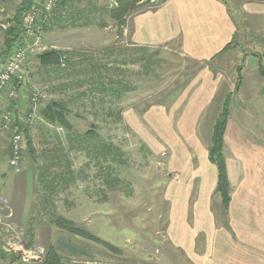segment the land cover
Segmentation results:
<instances>
[{"label":"rangeland","instance_id":"rangeland-1","mask_svg":"<svg viewBox=\"0 0 264 264\" xmlns=\"http://www.w3.org/2000/svg\"><path fill=\"white\" fill-rule=\"evenodd\" d=\"M222 1L229 10L235 33L221 52L209 60H198L185 55L173 43L152 46L150 51L159 59L157 70L144 75L140 65L126 62L118 66L115 79L125 81L134 90L111 105L92 106L86 95H79L90 93L86 84L81 89L63 90L66 78L40 73L44 69L38 67L37 56L46 50L61 49L79 50L99 61L124 59L107 53L131 50L127 29L132 18L128 17L124 29L109 21L105 29L91 26L45 33V49L30 54L25 65L31 81L18 89L10 85L0 98V138L4 143L11 144L18 124L28 130V135L20 132L26 138L20 172H14L5 159V155H11V148L5 154L0 151V264H41L50 247L71 264L204 261L202 230H195L201 233L196 238L195 251H191L193 259L179 242L184 232L189 234V230L198 227L192 223L195 214L188 209L189 205L196 198L199 201L205 198L215 184L208 196L213 218L219 224L228 220V209H224L221 197L216 194L217 167L209 160L213 129L226 102L229 112L223 148L226 161L234 157L239 143L264 144V77L260 71L264 68V0ZM95 2L109 8L114 4L113 0ZM19 3L20 0H12L0 4L1 27H7ZM146 10L155 8L142 6L139 13ZM3 43L4 35L0 32V51ZM7 58L0 57V64ZM12 89L17 91L14 99L8 96ZM35 91L45 96L40 101H69V118L76 131L84 133L96 125L103 139L126 153L127 165L121 173L124 185L118 190H107L98 177L94 160L84 152L72 151L67 162L75 180L67 190H61L58 184L59 194L53 199L58 217L72 221L77 228L89 231L117 251L98 240L69 234L52 224L48 213L41 211V193L46 191L39 185L38 170L28 156V141L33 143L37 161L43 164V149L55 148L59 144L57 136L66 143L67 132L39 120L40 101L36 103L33 121L25 122L35 107L32 101ZM120 111L122 121L118 122L114 114ZM5 112L14 114L12 131L1 129ZM110 113L114 114L107 116ZM230 166L235 172V165ZM56 171L61 170L55 169L53 173ZM232 175L237 181L233 171ZM185 196L193 197L191 202L190 197L186 198L190 203L184 201ZM13 254L20 258L12 263Z\"/></svg>","mask_w":264,"mask_h":264},{"label":"trees","instance_id":"trees-1","mask_svg":"<svg viewBox=\"0 0 264 264\" xmlns=\"http://www.w3.org/2000/svg\"><path fill=\"white\" fill-rule=\"evenodd\" d=\"M12 0H0L1 3H8ZM114 4L100 6L95 0H58L55 12L49 20L44 22V33L55 29L66 28H83L97 26L105 29L109 26V21L115 22L117 26L124 29L127 24V18L139 13L142 6H158L167 0H113ZM34 0H20L14 16L7 21V27L0 26V32H3L4 43L0 51V57L6 59L11 53L22 46L24 43V20L26 14L33 6ZM152 6V7H153ZM229 46V45H228ZM227 46V47H228ZM226 47V48H227ZM149 46H141L131 43V50L124 52L115 50L108 52L107 56L118 55L124 59L110 60L103 58L97 60L94 56L85 54L79 50H46L37 56V63L40 69H44L47 74L62 76L65 83L62 89L70 87H79L80 89L86 84L90 93H80L89 98L92 106L95 104L110 103L116 104L126 93L134 90L128 86L125 81L115 79V73L118 66L128 62L132 65H140L144 75H151L157 70L159 59H155V53L150 51ZM151 52V53H150ZM114 63V67H112ZM112 65V66H111ZM263 66V65H262ZM261 74L264 77V68H261ZM80 76V77H79ZM77 80V82H75ZM78 80H83L78 82ZM15 89L20 88L23 84H17L13 81ZM85 97V96H84ZM108 102H107V101ZM38 109L39 120L47 126L55 129H63L67 132L65 139L57 136L59 144L55 148L43 149V164H39L35 156V148L28 138L29 158L32 165L38 170L39 185H42L46 194L41 193V211L47 212L50 222L59 228L67 231L71 235L81 236L86 239H95L103 243L109 249L117 251L113 245L101 242L94 237L89 231L77 228L72 221L63 220L57 216L55 211V196L59 194L58 184L61 190H67L74 182L73 170L67 158L72 151L84 152L93 159L98 168V177L102 178L103 184L107 190H118L124 185L121 178L123 168L127 165L126 153L121 147L106 141L97 133V126L92 125L87 132L81 133L75 130L74 125L69 118L70 109L67 100H42ZM111 109V108H110ZM110 113L109 115H113ZM118 122L122 121L121 111L114 114ZM228 102L225 104L223 115L219 117L213 129L212 145L209 151V160L217 167V187L216 194L221 197L222 205L225 210L229 208L231 202V185L228 177L227 161L223 153L225 126L227 122ZM17 132H24L28 135V130L19 125ZM33 160V162H32ZM55 169L61 170L53 173ZM52 177V178H51ZM52 208V209H50ZM51 210V211H50ZM7 258L5 253H2ZM20 258L18 254H13L11 262ZM41 264H71L66 263L63 257L54 247H50Z\"/></svg>","mask_w":264,"mask_h":264},{"label":"crops","instance_id":"crops-1","mask_svg":"<svg viewBox=\"0 0 264 264\" xmlns=\"http://www.w3.org/2000/svg\"><path fill=\"white\" fill-rule=\"evenodd\" d=\"M153 7L154 11L129 17L132 20L127 32L132 44L152 47L173 43L185 55L209 60L233 39L235 25L222 0H167ZM3 140L0 138V151L5 154L10 145ZM9 158L5 155L7 164ZM231 164L235 165V172ZM227 166L232 184L227 222L219 224L213 218L208 196L215 184L205 198L200 201L196 198L189 205L188 209L195 214L192 223L198 229L189 230V234L184 232L180 246L193 259L191 251H195L196 238L202 232L206 256L204 261L194 258L198 264H264V144L239 143L234 157L227 158ZM189 197L191 202L193 197ZM189 197L185 196L184 201Z\"/></svg>","mask_w":264,"mask_h":264},{"label":"built area","instance_id":"built-area-1","mask_svg":"<svg viewBox=\"0 0 264 264\" xmlns=\"http://www.w3.org/2000/svg\"><path fill=\"white\" fill-rule=\"evenodd\" d=\"M58 0H34L33 6L26 14L24 20V43L22 46L15 49L11 55L0 64V98L6 89L13 84H26L30 82V75L25 72V65L30 54L42 51L44 42V22L49 20L55 12ZM32 101L35 103L33 112L25 118V122L30 123L35 117L36 103L43 96L38 91L33 92ZM9 98H16L17 91L12 89L8 93ZM13 112H5L2 116L1 129L3 131H12L14 127ZM11 155L9 158V166L14 172H20L23 168V151L26 142L25 135L20 132H13L11 136Z\"/></svg>","mask_w":264,"mask_h":264}]
</instances>
